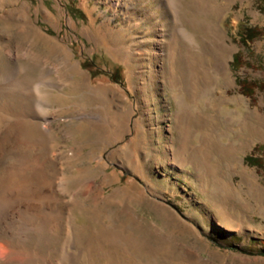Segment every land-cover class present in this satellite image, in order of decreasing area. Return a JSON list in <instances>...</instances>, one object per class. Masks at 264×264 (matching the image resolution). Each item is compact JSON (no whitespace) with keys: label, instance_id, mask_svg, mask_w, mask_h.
<instances>
[{"label":"rangeland","instance_id":"obj_1","mask_svg":"<svg viewBox=\"0 0 264 264\" xmlns=\"http://www.w3.org/2000/svg\"><path fill=\"white\" fill-rule=\"evenodd\" d=\"M6 72L4 164L45 182L12 264H264V3L0 0Z\"/></svg>","mask_w":264,"mask_h":264},{"label":"bare ground","instance_id":"obj_2","mask_svg":"<svg viewBox=\"0 0 264 264\" xmlns=\"http://www.w3.org/2000/svg\"><path fill=\"white\" fill-rule=\"evenodd\" d=\"M11 73L6 72L5 74L1 75L0 81L5 83L10 82L9 75ZM13 74L14 73H12V75ZM11 86L15 90L26 89V87L17 80L12 83ZM4 107L6 108V106ZM8 115L9 113L7 110H2V113H0V119L8 120ZM28 126L29 123L23 121L15 123L13 125L7 126L3 133L0 134V264H12L14 262L22 263L24 261L21 256H18V253H14L12 250L8 249L10 243H13L11 237L13 231H15V229L17 228L16 223L19 222V228L17 229H22L23 232L26 230V228L29 227L24 223L23 219L17 221L16 213L14 215L11 204L16 203L20 209V212L23 213V215H31L32 220L42 216L39 208L40 206H42L43 201L40 194L41 187L45 183L43 176H40L39 171L36 170L29 172L28 166L22 159V155L15 156L16 158H18V164L16 167L7 166L4 164V150L10 142L15 143L17 141L20 143L22 142L20 140H24L23 137L30 136L31 131H29ZM42 129L46 130V126H42ZM14 165H16V163ZM245 176L246 175H244V177ZM251 187L252 190H255L254 188L256 186H254V184L252 183ZM26 201L29 202L26 203ZM14 218L16 221L14 220ZM18 236L21 240H23V234H18Z\"/></svg>","mask_w":264,"mask_h":264},{"label":"trees","instance_id":"obj_3","mask_svg":"<svg viewBox=\"0 0 264 264\" xmlns=\"http://www.w3.org/2000/svg\"><path fill=\"white\" fill-rule=\"evenodd\" d=\"M259 1L261 3H264V0H259ZM75 11L76 12H74V13H75V15H78L77 17L83 18V14L80 11H78V10H75ZM71 14H72V12H71ZM260 31L261 30L259 28H257V27L243 26V27L239 28L238 33H239L241 42L242 43H245V41H249V40H252V39L256 38L259 35ZM240 64H241V60H240L239 55L238 54H234L233 55V58H232V63H231L233 69L236 70L237 67L240 66ZM83 67L84 68H87V66L85 64H83ZM117 70H118V68L115 67L110 72L109 76H110L112 82L123 85L121 83V76H120V74L117 73ZM246 161L249 162L250 161V157H246ZM234 238H235L236 243H238L240 241V238L239 237H236L235 236ZM252 242H253V244L254 243H258L255 240H252ZM229 243L230 244L233 243V236L230 238V242ZM261 253L264 254V252H261Z\"/></svg>","mask_w":264,"mask_h":264}]
</instances>
